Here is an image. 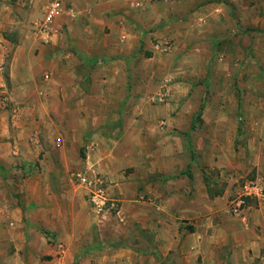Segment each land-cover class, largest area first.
<instances>
[{
	"label": "rangeland",
	"instance_id": "1",
	"mask_svg": "<svg viewBox=\"0 0 264 264\" xmlns=\"http://www.w3.org/2000/svg\"><path fill=\"white\" fill-rule=\"evenodd\" d=\"M15 7L12 13L4 10L1 19L4 26H12L6 35L14 41L30 16ZM178 7L181 23L170 24L162 37L152 36L141 48L142 60L129 67L128 79L122 78L127 90L123 112L130 119L126 129L115 122L96 125L92 115L87 129L75 119L66 127L72 141L62 151L55 137L65 134L47 130L41 122L47 118L45 109L32 111L14 100L18 93L5 77V87L0 88V142L7 140L1 133L9 129L12 146H27L0 158V264H108L112 248L124 242L139 245L143 230L133 218L128 220L123 204L139 200L143 189L136 190L137 182L145 178H140L141 166H157L159 155H174L179 165L188 167L191 180L205 181L209 197L226 194V202L255 180L248 170V146L260 149L259 135L264 134V0H179ZM184 7L189 12L182 14ZM82 72L87 75L86 66ZM81 84L89 85V80L83 78ZM79 99L74 94L54 96L60 105L67 101L73 106ZM48 114L56 121V110ZM17 120L27 125L34 120L29 128L38 131L37 137L23 136L25 130L19 136L15 129L25 126H11ZM184 128L188 140L180 130ZM254 136L259 139L250 141ZM142 145L149 155L143 157L145 162L139 161ZM188 147L192 156L186 163ZM104 154L108 159L101 157ZM92 161L100 167L87 174ZM91 193L104 201L102 212L95 211ZM223 264H229L228 249Z\"/></svg>",
	"mask_w": 264,
	"mask_h": 264
},
{
	"label": "crops",
	"instance_id": "2",
	"mask_svg": "<svg viewBox=\"0 0 264 264\" xmlns=\"http://www.w3.org/2000/svg\"><path fill=\"white\" fill-rule=\"evenodd\" d=\"M1 1L0 88L5 87L7 77L18 93V96L14 94V100L26 104L32 111L37 107L47 111V118L41 122L48 131H56L55 135L65 134V137H55L62 151H65L67 141H72V135L68 137L70 129L66 127L75 119L87 129L91 115L96 118V125L115 122L126 129L130 119L123 112L126 110L123 98L127 90L122 78L128 79L129 67L142 60L141 48L148 46L152 36L162 37L170 24L181 23L177 19L181 12L179 0H58L61 9L47 28L42 26L46 8L53 0ZM5 1L7 5L3 4ZM17 5L30 16L23 25L24 32H20L14 41L8 37L9 33L6 35L12 26H4L1 19L4 10L12 13L13 9H18ZM185 9H181L182 14L186 10L189 12V8ZM85 66L87 75L82 72ZM109 66L114 68L108 69ZM83 78L89 80V85L81 84ZM60 93L74 94L75 99H80L73 106L67 101L60 105L54 100V96ZM59 109L63 113L58 112ZM52 110H56V121L48 114ZM109 110L121 112L110 115ZM64 119H67L66 126H62ZM29 122L27 125L23 120L12 121L11 126H25L15 132L21 136L25 130L23 136L34 139L38 131L30 130V124L34 126L32 122L35 121ZM192 123L190 119L187 124L190 131ZM170 126L177 125L171 123ZM180 130L188 140L186 128ZM10 132L5 129L1 133L7 140L0 142V150L4 151L0 158L26 150V142L11 145ZM254 138L257 136L250 141L253 142ZM259 138L260 149H254L251 144L248 146V170L255 173V180L264 176V134ZM141 150L139 161L145 162L143 157L149 155H145L143 145ZM101 157L108 159L105 154ZM111 157L118 156L113 154ZM153 157L158 156L153 153ZM188 157L184 162H190V153ZM158 159L160 164L157 166H141L139 173L143 176L140 178H145L137 182L136 190L143 189V194L137 196L139 200L123 204L128 220L133 218L138 222L143 230L141 233L148 237L144 234L138 236L139 245L124 242L112 248L108 264H223L225 249L229 251V264H250L255 257L254 264H262L264 196L249 201L245 219L231 216L227 212L226 194L209 197L205 181L201 177L191 180L188 167L179 165L174 155H159ZM92 162L93 169L88 168L87 174L100 167ZM105 172L109 174V171ZM116 173L110 174L109 179ZM132 195L129 192L127 197Z\"/></svg>",
	"mask_w": 264,
	"mask_h": 264
},
{
	"label": "built area",
	"instance_id": "3",
	"mask_svg": "<svg viewBox=\"0 0 264 264\" xmlns=\"http://www.w3.org/2000/svg\"><path fill=\"white\" fill-rule=\"evenodd\" d=\"M61 9V4L58 0L51 1L46 8V18L42 27L47 28L53 18ZM159 45L156 46L158 48ZM80 176V175H78ZM82 183H86L85 177H79ZM264 196V181L254 180L247 182L241 189V192L227 202V212L231 216L245 219L249 209V201L261 199ZM91 200L94 203L95 211L102 212L104 201L95 193H91ZM264 260V259H263ZM264 264V261L263 263Z\"/></svg>",
	"mask_w": 264,
	"mask_h": 264
},
{
	"label": "trees",
	"instance_id": "4",
	"mask_svg": "<svg viewBox=\"0 0 264 264\" xmlns=\"http://www.w3.org/2000/svg\"><path fill=\"white\" fill-rule=\"evenodd\" d=\"M201 110H202V107L200 106L199 107V109H198V114H200V112H201ZM192 129V128H191ZM189 153H190V157L192 156V149L191 148H189ZM247 214V213H246Z\"/></svg>",
	"mask_w": 264,
	"mask_h": 264
}]
</instances>
